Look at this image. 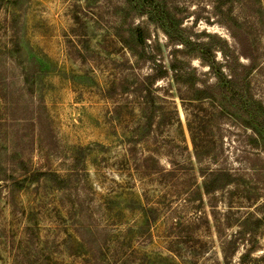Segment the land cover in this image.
Wrapping results in <instances>:
<instances>
[{"label":"rangeland","instance_id":"obj_1","mask_svg":"<svg viewBox=\"0 0 264 264\" xmlns=\"http://www.w3.org/2000/svg\"><path fill=\"white\" fill-rule=\"evenodd\" d=\"M125 2L0 0V264L264 254V0Z\"/></svg>","mask_w":264,"mask_h":264},{"label":"trees","instance_id":"obj_2","mask_svg":"<svg viewBox=\"0 0 264 264\" xmlns=\"http://www.w3.org/2000/svg\"><path fill=\"white\" fill-rule=\"evenodd\" d=\"M127 3L130 4L131 0H128V2H125L124 5H126ZM141 7H143V6L141 5ZM196 116L199 117L198 115H196ZM254 122L256 123V125L258 127H262V123H260L257 119L254 120ZM207 125H209V123L208 124H204V128H206ZM228 175L231 178V175L230 174H228ZM243 233H244V231L242 229L237 231V234H241L242 235ZM232 250H236L237 251V248H234ZM252 253H253V250L247 249L246 252L241 255V259H243V261H242V263H239V264H248L250 262H252V264H256V262H257V260H259V258L264 260V254L255 257V256H252ZM226 263L229 264V260L226 259Z\"/></svg>","mask_w":264,"mask_h":264}]
</instances>
